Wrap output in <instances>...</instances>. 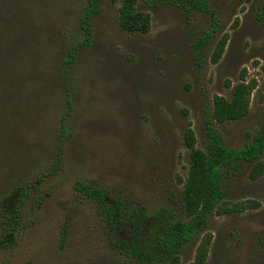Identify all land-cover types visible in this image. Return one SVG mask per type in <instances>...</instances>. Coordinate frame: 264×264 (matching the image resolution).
<instances>
[{
	"label": "rangeland",
	"instance_id": "obj_1",
	"mask_svg": "<svg viewBox=\"0 0 264 264\" xmlns=\"http://www.w3.org/2000/svg\"><path fill=\"white\" fill-rule=\"evenodd\" d=\"M86 2L0 0V215L4 199L20 214L13 237L0 218V241L8 237L0 264H137L111 246L95 201L77 190L78 183L184 218L185 129L191 123L198 146L205 147L206 112L215 96H231L244 69L257 82L250 113L216 129L228 147L241 148L260 128L264 0H207L213 14L141 3L152 18L147 34L122 30L120 4L106 0L93 20L92 44L66 65L69 50L84 37ZM216 26L218 33L208 38ZM225 34L224 56L213 64V48ZM196 42L202 43L197 51ZM68 97V139L51 174ZM30 183L24 201L11 196ZM224 186L229 200L258 201L260 208L212 215L185 247L181 264L204 251L205 264H264V174L251 180L242 171Z\"/></svg>",
	"mask_w": 264,
	"mask_h": 264
},
{
	"label": "trees",
	"instance_id": "obj_2",
	"mask_svg": "<svg viewBox=\"0 0 264 264\" xmlns=\"http://www.w3.org/2000/svg\"><path fill=\"white\" fill-rule=\"evenodd\" d=\"M119 3V25L128 33L147 34L151 29V15L141 11L138 6L143 3L149 7L166 3L182 7L186 12L201 11L213 14L207 0H110ZM106 0H87L81 18L83 40L69 50L66 65L75 60L76 51L88 47L94 38L93 20L98 16ZM216 26L206 34L212 38L218 33ZM228 34L223 35L216 42L211 60L217 64L223 58ZM205 41V39H202ZM201 42H196L198 50ZM257 87L255 80H248V71L244 69L240 81L232 87L230 97L215 96L211 110L206 112L204 121V148L198 146L197 136L188 123L184 132V146L190 152L187 177L181 180L182 216L170 208H161L150 212L147 207L137 203L131 197H116L111 192L98 189L93 185L78 183L77 190L95 201L107 232L111 238V246L128 259L137 264H181V254L185 247L205 231L212 215L227 216L245 213L260 208L258 201H232L227 198L224 182L227 179L246 171L251 180H258L264 174V163L261 157L264 153V113L261 117L260 128L252 141L241 148L228 147L216 124L223 125L242 120L251 110L252 94ZM68 112L61 118V138L57 147V156L52 173L59 170L61 165V151L67 141V118L72 107L68 97ZM45 175L36 179L35 184L43 181ZM32 183L17 186L11 192L18 202L28 196ZM7 199L3 200L0 218L4 233L14 236L19 224V206L11 208ZM68 223H66L61 239V246L67 241ZM8 237L1 239L0 250L5 247ZM199 255L191 264H205L207 255Z\"/></svg>",
	"mask_w": 264,
	"mask_h": 264
},
{
	"label": "flooded vegetation",
	"instance_id": "obj_3",
	"mask_svg": "<svg viewBox=\"0 0 264 264\" xmlns=\"http://www.w3.org/2000/svg\"><path fill=\"white\" fill-rule=\"evenodd\" d=\"M8 202H9L8 204H9V205H10V207H11V206H12V202H11V201H8Z\"/></svg>",
	"mask_w": 264,
	"mask_h": 264
}]
</instances>
